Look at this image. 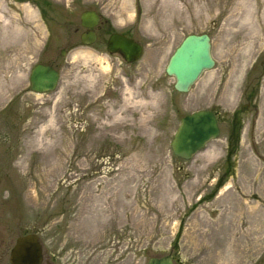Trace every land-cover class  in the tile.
Instances as JSON below:
<instances>
[{
	"label": "rangeland",
	"instance_id": "374dc122",
	"mask_svg": "<svg viewBox=\"0 0 264 264\" xmlns=\"http://www.w3.org/2000/svg\"><path fill=\"white\" fill-rule=\"evenodd\" d=\"M85 9L141 58L82 44ZM192 33L215 64L181 93L165 66ZM38 62L59 71L53 91L30 90ZM198 109L220 135L183 160L170 140ZM30 232L44 264H264V0H0V264Z\"/></svg>",
	"mask_w": 264,
	"mask_h": 264
},
{
	"label": "water",
	"instance_id": "95a60500",
	"mask_svg": "<svg viewBox=\"0 0 264 264\" xmlns=\"http://www.w3.org/2000/svg\"><path fill=\"white\" fill-rule=\"evenodd\" d=\"M100 16L95 10H83L79 16L82 27L87 28L80 35V42L92 44L96 39L93 27ZM109 53H120L124 61L133 63L142 56V45L121 33L114 32L107 40ZM65 48L59 54L63 56ZM215 60L211 52V39L207 33L187 34L170 55L165 73L174 79L176 91L186 93L201 78L204 72L214 67ZM60 79V73L52 65L36 63L29 73V88L38 93L53 91ZM248 104L242 105V111H248ZM220 135L217 114L210 109H198L181 117L173 136L170 148L173 154L183 160H190L206 145ZM10 264H44L43 245L37 233L18 235L9 252ZM147 264H175L171 254L152 256Z\"/></svg>",
	"mask_w": 264,
	"mask_h": 264
},
{
	"label": "flooded vegetation",
	"instance_id": "af4514ba",
	"mask_svg": "<svg viewBox=\"0 0 264 264\" xmlns=\"http://www.w3.org/2000/svg\"><path fill=\"white\" fill-rule=\"evenodd\" d=\"M91 10V9H89ZM94 10V9H93ZM99 13V11H98ZM100 15V19H99V22L98 24L91 28L94 30L95 34H96V39L94 41L93 44H97V43H100V44H103L107 50V40L108 38L110 37V35L114 32H118V33H121L129 38H133L135 39L131 34H129L127 31H123V30H120V29H117L115 27L112 26V24L109 22V20L105 19L101 13H99ZM87 28H82V30H80V35L82 32L86 31ZM75 31H77V28L75 29ZM80 35H79V39H80ZM209 35V34H208ZM210 36V35H209ZM136 40V39H135ZM138 41V40H137ZM140 42V41H139ZM141 43V42H140ZM119 54V53H118ZM262 64V62H261ZM250 105V103H248V106ZM171 254V252H170ZM172 256V254H171ZM263 257H264V254H263ZM174 260V259H173Z\"/></svg>",
	"mask_w": 264,
	"mask_h": 264
},
{
	"label": "trees",
	"instance_id": "16d2710c",
	"mask_svg": "<svg viewBox=\"0 0 264 264\" xmlns=\"http://www.w3.org/2000/svg\"><path fill=\"white\" fill-rule=\"evenodd\" d=\"M255 92V90H254ZM235 119V118H234ZM233 119V132L232 134L229 135V148H228V156L227 158H229L232 154H234L236 147H237V142L239 139V124L236 125V121H234ZM223 184V180H220L218 182V185H222Z\"/></svg>",
	"mask_w": 264,
	"mask_h": 264
},
{
	"label": "bare ground",
	"instance_id": "6f19581e",
	"mask_svg": "<svg viewBox=\"0 0 264 264\" xmlns=\"http://www.w3.org/2000/svg\"><path fill=\"white\" fill-rule=\"evenodd\" d=\"M78 55H80V56H91V57L93 56L92 53L86 52V51L76 52L74 54V57H76ZM98 61L101 62V63H105L106 62L107 65L104 68L107 69V70H110V65H109L108 61H106V59L98 58Z\"/></svg>",
	"mask_w": 264,
	"mask_h": 264
}]
</instances>
